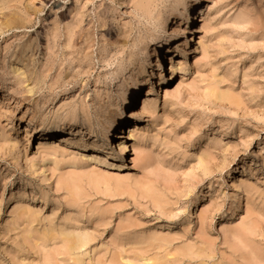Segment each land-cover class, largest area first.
<instances>
[{"label": "rangeland", "instance_id": "obj_1", "mask_svg": "<svg viewBox=\"0 0 264 264\" xmlns=\"http://www.w3.org/2000/svg\"><path fill=\"white\" fill-rule=\"evenodd\" d=\"M192 1L0 0V264H264V0Z\"/></svg>", "mask_w": 264, "mask_h": 264}, {"label": "bare ground", "instance_id": "obj_2", "mask_svg": "<svg viewBox=\"0 0 264 264\" xmlns=\"http://www.w3.org/2000/svg\"><path fill=\"white\" fill-rule=\"evenodd\" d=\"M200 0H193L192 3L186 8V10L184 11L183 15H182V19L186 22V24L189 26L191 24V22L196 18V15H197V5H198V2ZM193 11H196L195 13H192ZM178 28H174V30L172 31V34L176 33L178 30ZM184 32H186V30H184ZM170 50L167 49V53L169 52ZM158 62V66H159V60L157 61ZM160 75H162L160 73ZM131 78V76H124L123 77V83L127 82L129 79ZM164 78V77H163ZM162 79V78H161ZM169 79V78H168ZM149 98L146 97L143 99V103L142 105H147L148 102H149ZM134 105V104H133ZM139 113H137L136 110H132L128 113V117L131 119V118H134V116H137ZM127 117V118H128ZM128 118V119H129ZM126 121V120H125ZM123 121L122 119L118 118L117 121H115L113 124H110L108 125L107 128H105V130L109 131L112 129L113 125L114 127L116 126V129L118 128V130H120V133H118L117 135V138H122L124 140H133L134 139V136H135V130H133L132 127H127L128 130V134L126 132V129L125 127L123 126ZM36 127H33V126H28V127H25V132L27 133H30L32 130H35ZM103 128V127H102ZM124 129V131H123ZM39 130V129H38ZM103 130V129H102ZM69 134H71L70 132H68ZM44 134V133H43ZM123 134H127V136L123 135ZM73 139V138H72ZM71 138H63L61 139L62 140V145H57V147H63L64 149H71L73 148V151H77V148L80 147V144L77 142V141H74L72 140ZM121 146V150L122 152L126 151L127 149V143L126 142H122V144L120 145ZM82 148V147H81ZM82 150V149H81ZM98 149L95 150V152H91L92 154H90V158L89 160H93V159H102V161H105V157H103L102 155H100L98 152H97ZM77 153V152H76ZM123 154V153H122ZM124 155V154H123ZM245 166V165H244ZM74 182L72 183H69V185H73ZM241 201V200H240ZM238 201V202H240ZM241 203V202H240ZM239 205V204H238ZM237 212V211H236ZM77 242H80V239L78 238L77 239ZM76 242V243H77Z\"/></svg>", "mask_w": 264, "mask_h": 264}]
</instances>
